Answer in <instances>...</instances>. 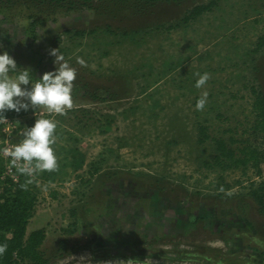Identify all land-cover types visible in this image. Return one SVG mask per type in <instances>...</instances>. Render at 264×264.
Here are the masks:
<instances>
[{
    "label": "rangeland",
    "instance_id": "obj_1",
    "mask_svg": "<svg viewBox=\"0 0 264 264\" xmlns=\"http://www.w3.org/2000/svg\"><path fill=\"white\" fill-rule=\"evenodd\" d=\"M209 1L48 16L23 3L0 6V52L17 65L10 75L53 71V48L77 71L64 115L30 108L0 123L2 149L35 119L57 121L59 166L47 174L52 182H40L27 226L45 229L49 264H258L264 214L239 171L204 165L215 151L197 143V126L233 135L264 160V138L248 132V88L264 91V48L253 51L264 37V0H218L210 13L167 29ZM205 72L198 89L195 74Z\"/></svg>",
    "mask_w": 264,
    "mask_h": 264
},
{
    "label": "trees",
    "instance_id": "obj_2",
    "mask_svg": "<svg viewBox=\"0 0 264 264\" xmlns=\"http://www.w3.org/2000/svg\"><path fill=\"white\" fill-rule=\"evenodd\" d=\"M184 0H0V6L23 3L32 6L40 14L46 16L56 12L78 11L82 9L93 10L98 13H106L110 8L122 7L124 4H132L137 10L144 6H154L157 3H176ZM218 0H211L207 4L196 5L191 8L176 25L167 27L174 29L179 25H187L200 16L210 13L217 5ZM29 7V6H28ZM104 11V12H103ZM78 36L82 32H76ZM264 48V37H260L253 51L259 52ZM252 97L251 112L253 121L248 132L259 134L264 138V91L250 86ZM25 111L15 113L6 111L2 115L5 120L25 116ZM247 133V131L245 132ZM210 141L214 147L215 155L211 161L204 163L207 168H216L221 172L239 171L246 178L249 195L260 214H264V160L256 148L238 144V140L229 134L227 139L212 137L208 127L204 124L197 126V143L203 145ZM1 152V151H0ZM5 160L0 154V243H7L8 250L0 257V264H49L50 259L43 251L42 246L46 239L45 229L40 228L27 233V226L33 218L37 200L40 194V182L49 181L47 174L42 172L38 177H25L14 171L16 181L4 176ZM251 172V175H248ZM31 179V183L27 181ZM27 184L26 188H21ZM249 230L253 231L249 223H245ZM258 264H264L263 249L256 255Z\"/></svg>",
    "mask_w": 264,
    "mask_h": 264
},
{
    "label": "clouds",
    "instance_id": "obj_3",
    "mask_svg": "<svg viewBox=\"0 0 264 264\" xmlns=\"http://www.w3.org/2000/svg\"><path fill=\"white\" fill-rule=\"evenodd\" d=\"M49 56L54 57V70L44 73L39 79H33L30 71L17 69L16 61L6 51L0 52V123L5 122L2 115L6 111L20 113L30 108L43 107L49 114L64 115L73 107V82L77 71L59 48L50 49ZM76 63L86 66L83 58L77 57ZM198 76L194 86L203 88L210 76L207 72L196 73ZM208 93L202 92L195 109L203 110ZM57 121L54 118L41 117L35 119L31 127L21 133L22 138L17 142L8 141V146L0 149L16 167L18 173L25 177H34L38 172H53L58 168V157L53 145L57 136ZM31 179L27 183H31ZM22 184L21 188H26ZM8 250L7 243H0V257Z\"/></svg>",
    "mask_w": 264,
    "mask_h": 264
},
{
    "label": "built area",
    "instance_id": "obj_4",
    "mask_svg": "<svg viewBox=\"0 0 264 264\" xmlns=\"http://www.w3.org/2000/svg\"><path fill=\"white\" fill-rule=\"evenodd\" d=\"M7 142V141H6ZM8 145H5V147ZM1 156L4 158L5 160V169H4V176H7L8 178L12 179L13 181H16V176L14 174V171L17 170L16 167H13L10 163H9V159L7 157H5L2 153V151L0 152ZM42 172H38L37 175L38 177L41 176Z\"/></svg>",
    "mask_w": 264,
    "mask_h": 264
}]
</instances>
